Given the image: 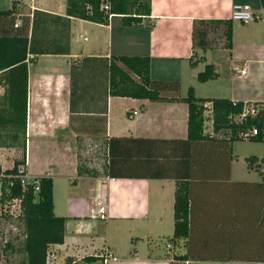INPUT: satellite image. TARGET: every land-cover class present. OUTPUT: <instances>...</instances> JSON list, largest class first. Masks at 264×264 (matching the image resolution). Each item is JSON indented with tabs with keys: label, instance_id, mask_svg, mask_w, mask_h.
<instances>
[{
	"label": "crops",
	"instance_id": "obj_1",
	"mask_svg": "<svg viewBox=\"0 0 264 264\" xmlns=\"http://www.w3.org/2000/svg\"><path fill=\"white\" fill-rule=\"evenodd\" d=\"M5 2L7 9L15 6L17 23L34 11L66 16V0ZM259 2L151 0L150 16L134 26L124 25L121 15H111L107 24L70 17L69 52L35 55L28 64L26 168L31 177L52 179L54 213L66 217L64 242L49 246L56 257L46 264H64L68 256L80 264H175L171 258L187 252L199 256L201 264H264V153L254 149L257 142L233 141L230 162L224 142H216L205 161L195 155L190 161L182 142L188 131L185 102L112 96L108 80L112 56H147L151 79L180 82L178 93L162 96L184 98L191 86L197 97H214L222 76L209 56L211 47L193 48V23L230 19L234 3H247L259 18L242 23L249 37L245 55L232 57L233 42L225 48V96L218 98L264 103ZM0 26V32L10 28L2 21ZM232 27L233 40L234 21ZM206 64H213L219 76L199 82L196 75ZM242 68L245 75L239 74ZM204 112L210 118V109ZM207 125L204 132L210 134L211 118ZM218 135L228 137L227 132ZM112 137L130 139L126 177L104 172ZM249 156L256 157L251 165L245 160ZM177 179H185L189 190V234L172 243ZM61 195L63 207L57 202ZM99 206L105 207V219L91 217ZM111 226L126 231V241H117ZM21 247V242H7L2 264H26ZM87 255L104 260L85 263Z\"/></svg>",
	"mask_w": 264,
	"mask_h": 264
},
{
	"label": "trees",
	"instance_id": "obj_2",
	"mask_svg": "<svg viewBox=\"0 0 264 264\" xmlns=\"http://www.w3.org/2000/svg\"><path fill=\"white\" fill-rule=\"evenodd\" d=\"M264 19V0H260ZM104 5L108 8L105 9ZM15 6L0 11V23L10 28L0 32V141L9 146H19L22 155L14 159L12 167L3 170L6 175L0 185V215L4 205L12 199H19L21 211L18 215L23 221V241L21 249L26 254V264H46V255L50 245L62 244L65 233V216L54 213L53 182L50 177H37L39 190L35 192V184H28L24 189L20 180L15 177L16 168L25 161L27 81L29 54H67L69 52L70 17L107 24L111 15H121L124 25H140L144 18L151 14V0H66V16L50 15L34 11L32 18L23 16L15 26ZM222 25L225 48L232 47L233 21L227 20H195L192 27L194 49L206 51L211 47L208 38L211 29ZM3 27V26H0ZM190 64L193 66L192 58ZM150 59L147 56H112L108 64L109 92L112 96L133 97L149 100H180L188 106V131L183 143L187 145L190 161H205L214 151L216 142L227 145L228 162L232 155L231 143L243 140L242 135L253 128L259 134L248 140L264 142V103L232 101L227 98H202L195 95L193 87H189L184 98L162 96V93H178L179 81L153 80L149 76ZM219 76L213 64H206L199 71L196 79L205 82ZM209 106L212 133H205L204 110ZM253 105L256 115L238 119L244 107ZM228 137H219V133ZM129 138L112 137L108 140L109 162L105 174L110 177H126L125 158ZM150 141V140H148ZM171 142L172 140H163ZM153 142V141H150ZM192 152V153H191ZM248 165L256 161V157H246ZM262 158L261 161H263ZM129 176V175H128ZM130 176H132L130 174ZM135 177V176H133ZM185 179H177L174 203V231L170 242L186 237L189 234L190 195ZM180 259H200L197 255L177 256ZM217 258H223L219 256ZM100 255H87L82 258L85 263L103 261ZM64 264H80L73 257H66Z\"/></svg>",
	"mask_w": 264,
	"mask_h": 264
},
{
	"label": "rangeland",
	"instance_id": "obj_3",
	"mask_svg": "<svg viewBox=\"0 0 264 264\" xmlns=\"http://www.w3.org/2000/svg\"><path fill=\"white\" fill-rule=\"evenodd\" d=\"M260 3V2H259ZM9 7L8 2L6 3L5 0H0V9H7ZM222 25H217L216 28H212L211 32L208 36L210 43H211V51L209 52L210 55L213 58V61L217 62L216 68L220 75L222 76L221 80H218L217 83L219 86L214 90L215 95H210L214 96L212 98H218V97H223L225 96V46H224V36L221 33ZM247 26L244 24L234 21V34H233V44L234 49L232 51V57H238L241 56L242 54L245 55V53L248 50V40L249 37L247 36ZM254 42V41H252ZM229 53V51H226ZM227 55V54H226ZM241 61H237L236 64L238 67L241 65ZM201 65V63H199ZM205 113V112H204ZM211 115V114H210ZM205 116V125H207V122L210 120L209 117H207V114H204ZM205 126V127H206ZM254 149H256L258 152L264 153V142H257L256 144H253ZM0 155H1V164L4 165V167L11 168L14 159L19 158L22 155V149L19 146H9L7 143L3 144L2 141H0ZM0 193H1V188H0ZM57 202L60 204L61 207L65 204V199L62 197H59L57 199ZM98 225H100V228L103 227L102 222H97ZM98 228V227H97ZM96 228V230H97ZM23 229H24V224L23 221L18 218L17 215L11 216L9 214H1L0 215V264H2L3 257H5V254L2 253L3 251V246L7 242H17V243H22L23 241ZM99 230V229H98ZM99 233H103V231L99 230L97 231ZM98 233V234H99ZM115 234L116 240L119 242L126 241L127 238V232H122V231H114V226H111L110 229V234ZM3 254V256H2ZM8 261L9 259L6 258ZM10 262V261H9Z\"/></svg>",
	"mask_w": 264,
	"mask_h": 264
},
{
	"label": "built area",
	"instance_id": "obj_4",
	"mask_svg": "<svg viewBox=\"0 0 264 264\" xmlns=\"http://www.w3.org/2000/svg\"><path fill=\"white\" fill-rule=\"evenodd\" d=\"M104 8L107 9L108 6L104 5ZM259 18L252 10L251 6L247 3H234L231 8V14H230V19L232 21H237L240 23H249L251 21H254L255 19ZM263 18V16H261ZM19 23H15V26H17ZM35 57L34 54H29L27 56L26 62L29 64L31 60H33ZM240 75H245L246 74V69L242 68L239 70ZM1 92V88H0ZM209 109V106H206ZM256 108L253 105H250L249 107H244L243 113L238 116V119H242L245 116H254L256 115ZM263 134H264V129H263ZM259 134V131L256 128H253L251 131H248L242 135V137L246 140L255 137ZM262 166V173L264 174V160L260 162ZM27 160L25 156V161L24 163H20L17 168H16V175L15 177L20 180V184L22 188H26L28 184H35V192L39 190V183L36 179V177H31V175L28 173L27 168ZM3 168L1 166V155H0V185L2 183L3 177L6 175L3 173ZM21 211V206H20V200L19 199H12L9 203L4 205V210L6 214H9L11 216L19 215ZM106 210L104 206H99L95 211L91 213L92 218L96 219H105L106 218ZM169 246V245H168ZM56 255L50 253L49 251L47 252L46 255V263L51 261V258H55ZM171 261H173L175 264H201L199 260H194V259H174L173 257L171 258Z\"/></svg>",
	"mask_w": 264,
	"mask_h": 264
}]
</instances>
